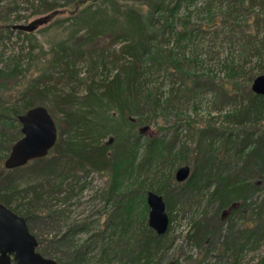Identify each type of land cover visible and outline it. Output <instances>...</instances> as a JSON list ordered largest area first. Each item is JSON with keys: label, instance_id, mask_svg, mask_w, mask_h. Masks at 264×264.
Listing matches in <instances>:
<instances>
[{"label": "trees", "instance_id": "obj_1", "mask_svg": "<svg viewBox=\"0 0 264 264\" xmlns=\"http://www.w3.org/2000/svg\"><path fill=\"white\" fill-rule=\"evenodd\" d=\"M109 1L119 8L107 5ZM121 1L144 4L148 12L142 14L131 5H121ZM199 1L101 0L99 3L95 0L78 14L104 12L108 17L101 26L97 23L91 26L83 36L88 48L69 43L61 45L55 50V57L47 68L24 83L21 81L25 72L21 51L9 56V62L0 67V202L26 219L31 232L39 240L38 250L43 255L53 257L52 252L58 248L56 244L69 235L74 236L77 231L73 234L68 232L63 239L44 243L35 233V227L46 220H56L59 212L50 205L53 199L56 197L59 200L63 194L66 195L62 200L70 199L76 194L75 187L83 190L86 183L81 185V180L93 171L109 176L110 185L103 195L107 206L113 205L108 225L120 229L121 235L131 233L136 209L133 202H137L139 195H145L144 183L153 177L161 178L163 182V190L159 191L164 195L171 216L168 231L159 235L149 220L146 222L148 206L145 205L144 218L136 220L137 224H144V228L137 234H129L136 245L128 256L133 264L151 263L166 248L165 239L171 229L173 209H184L192 200L206 193H209L208 200L216 205L215 213L193 223L189 240L200 248L207 247L220 227L227 223L229 231L220 244L236 259L246 248H256L264 241V196L259 202L251 198L264 190V130L244 129L247 125L252 126L255 120L264 119V95L253 90L257 76L244 72L241 64L231 68V85L187 71V61L194 62L195 58H187L186 51L192 47V52L197 53L196 39L204 32V28L192 23L190 16L193 13L191 7ZM216 2L226 5L224 19L222 24L209 30V34L214 40L220 38L221 41L236 43L234 36L222 37L220 34L225 32L228 35L229 30L240 27L239 18L245 11L255 15L257 32L245 33L243 52L257 55L264 68V37L259 35L264 31V0H207L205 9L208 13L215 9ZM41 6L38 13H45L57 8L58 2L43 0ZM183 8L188 14L180 17L178 13ZM11 27L0 25V45L14 34ZM17 34L18 39L24 34L31 36L22 30H17ZM104 37H108L109 41L97 45ZM79 60L88 63L91 82L87 83L79 77ZM104 70L105 73L102 72ZM100 72L102 77L97 79ZM156 73L176 80H182L183 76L188 81H174L169 96L163 100L153 91L152 79ZM61 83L71 84L70 91L60 87ZM80 84L86 85L83 94L78 91ZM212 91L215 92L216 109L222 110L229 102L240 103L243 108L239 114L232 116L230 127L234 130L212 124L193 133L191 146L196 153L193 171L182 184H176L173 181L176 175H166L163 165L175 158L191 155L190 145L177 147L178 128L173 140L166 139V135L155 134L148 135L143 143L144 134L139 129L137 133L133 132L136 120L131 118L144 117L146 109L157 116L161 110L175 109V103L183 100L190 102ZM86 103H94L101 108L105 106L108 111L116 110L120 117L104 118L102 124L97 115L95 119L90 116L94 113L92 108L83 107ZM40 105L47 107L55 119L58 128L55 146L44 158L7 169L3 159L9 156L14 143L22 137L19 116ZM178 110L180 108L177 107ZM110 127L115 133L114 142H102L99 137L104 136ZM26 176L43 180L23 187L22 181ZM130 182L135 189H126ZM139 189L143 192L139 193ZM243 217L255 222V225L236 229L237 220ZM76 228L81 231L88 226ZM89 249L90 245H85L69 259H60L59 264H78L76 257L84 260ZM105 250L103 248L102 252Z\"/></svg>", "mask_w": 264, "mask_h": 264}, {"label": "rangeland", "instance_id": "obj_2", "mask_svg": "<svg viewBox=\"0 0 264 264\" xmlns=\"http://www.w3.org/2000/svg\"><path fill=\"white\" fill-rule=\"evenodd\" d=\"M49 1L58 2V6L54 10L45 13H38V9L42 8L41 4L43 0L0 1V25H10L14 30V34L10 40L9 38H5L4 44L0 45V67L9 62V56L17 55L15 53L21 51L23 53L21 61L25 69L23 78L21 79L22 83L42 73L55 57V50L59 49L61 45L69 43L77 47L88 48L83 41V36L91 26L96 25V23L101 26L104 19L108 17L104 12L78 14L83 8L95 2V0ZM98 2L101 3V0H98ZM206 2L207 0H200L196 6L191 7L193 11L192 15H190L192 23L200 25L201 28H204V32L196 39L198 44L197 53L192 52V47L186 51L187 58H195L194 62L187 61V71L191 74L212 77L227 85H231L233 79L231 68L238 64H241L244 72L246 71L250 74L252 72L257 77L264 75V68H262V62L259 57L257 55L251 56L247 53L248 51L243 52L244 42L246 41L245 33L248 35L256 34L257 32L255 15L245 11L243 16L239 18L240 27L234 26L236 29L229 30L228 35L225 32H219L222 37L225 35L234 36V39L237 40L236 43L221 41L220 38L214 40L212 34H209V30L215 28L217 24H222L226 5L222 6L220 2H216L215 9L208 13L205 9ZM120 4L131 5L142 14L148 12V8L144 4H139V2L121 1ZM107 5H112L115 9L119 8L112 1H109ZM112 6L110 14H112ZM187 14L188 11L183 8L179 11L178 16L182 17ZM17 30H22L31 36L24 34L18 39L19 34H17ZM259 35L260 38L264 37V31H261ZM238 39L242 41L240 42ZM108 41L109 38L104 37L99 40L97 45H104ZM256 43L261 45L260 42ZM33 47H35V50H33ZM77 67L79 77L87 83L91 82L92 76L88 63L84 60H79ZM102 72L105 73V70ZM101 77L102 74L100 72L97 75V79ZM174 81L184 82L188 80L183 76L182 80H176L168 75L154 74L152 79L154 93H158V97L166 100L169 96L171 84ZM71 86V84L66 85L64 83L60 85V87L68 91H70ZM79 86V93H85L86 85L80 84ZM215 102V92L212 91L190 102L183 100L181 103H175V109H169L168 111L161 110L157 113V116L152 115L151 111L146 109V117L132 116L131 119L133 121L136 120L132 127L135 128L133 132L137 133L139 129L144 134L142 142L145 143L148 135L155 134L166 135V139L173 140L177 136L176 129L178 128L179 143L177 147L188 144L192 150L193 146L191 145L194 141L191 139L194 137L193 133L198 128L213 126L215 124L223 128L230 127L232 116L239 114L243 108L240 103L229 102L225 104L222 110H219L215 108ZM176 106L180 110L177 111ZM83 107H87V109L92 108L94 113H91L90 116L94 118L97 115L98 121L102 124H104L102 121L104 118L120 117V114L116 110L108 111L105 106L101 108V106L98 107L94 103H86ZM126 125L129 126L128 123ZM111 127L115 129L113 126ZM111 127L104 136L99 137L102 142H107L111 137H115L114 130ZM250 128H256L259 132H262L264 130V119H257L252 126L247 125L244 129ZM215 153L218 155L217 152ZM195 156V150H192V154L186 158H175L172 160L173 162L163 165L164 173L175 177L177 171L184 166L189 167L192 173ZM5 160L4 158L3 165ZM41 180L43 179L26 176L22 181L23 187L36 184L37 182H41ZM173 181L176 184H182V182H177L175 178ZM84 183H86V186L83 190H80V187H75L76 194L70 199H61L66 194L61 195L59 200L56 197L53 199L50 205H52L54 210L59 212L58 218L53 221L46 220L45 222H41L35 227V233L41 241L47 243L46 241L52 239L56 241L63 239L68 232L73 234V232L77 231V234L74 236H67L62 241L64 243L59 242L56 244L58 248L52 252V258L58 262L60 259L64 261L69 259L70 256L76 253L77 249L90 245V249L84 260L79 256L76 257L78 264L132 263L128 260V256H131L130 251L134 250L136 245L130 239L129 234H133V232L137 234L144 228L145 225L140 224V222L137 224L136 220L139 221L144 218L143 211L145 205L148 206L146 210V222L148 223L150 213V207L147 202L148 192L155 191L164 197L159 191L163 190L161 178L153 177L144 183L143 187L146 189V192L145 195L137 197V202H133L136 208L132 217L134 219V226L130 230L131 233L127 235H121L120 229L114 225H108V216L113 210V205L107 206L106 199L103 196L105 190L110 185L108 174L93 171L87 178L81 180L80 184ZM130 184L132 182L127 184L126 189L129 187L130 189H135L134 185ZM142 192L143 189H139V193ZM208 196L209 193L198 196L196 200H192L184 209L182 207L173 209V220L170 224L171 229L165 239L166 248L159 252L149 264H264V241L256 246V248H251V246L246 248L239 254V258L237 259L229 255L230 251L226 252L224 250V245L220 243L226 239V235L228 234L229 226L227 223L223 227H220L207 247L200 248L195 242L189 240L188 234L193 231V223L197 220H203L206 215L211 217L215 213L216 205L208 200ZM263 196L264 190L260 194L252 195L251 198L259 202ZM169 217L171 216L169 215ZM236 224V229H245L246 227H253L255 222H250L243 217L239 218ZM80 225L84 228L86 225L88 228L80 231L76 228ZM103 248L106 249L104 253L102 252Z\"/></svg>", "mask_w": 264, "mask_h": 264}, {"label": "water", "instance_id": "obj_3", "mask_svg": "<svg viewBox=\"0 0 264 264\" xmlns=\"http://www.w3.org/2000/svg\"><path fill=\"white\" fill-rule=\"evenodd\" d=\"M256 93L264 95V75L258 76L252 85ZM22 137L17 140L6 158L7 169L25 166L29 162L48 156L58 139V128L47 107H33L19 116ZM113 142V137L108 143ZM191 169L181 167L176 179L184 182L190 176ZM147 202L150 207L149 222L159 235L168 231L170 217L164 197L155 191H149ZM39 240L31 232L26 219L0 202V264H59L43 255L39 250Z\"/></svg>", "mask_w": 264, "mask_h": 264}]
</instances>
